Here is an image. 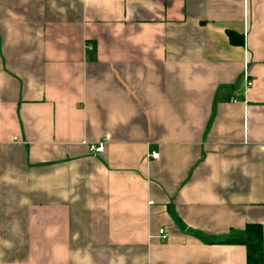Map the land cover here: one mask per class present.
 <instances>
[{
	"label": "crops",
	"instance_id": "0c3cea01",
	"mask_svg": "<svg viewBox=\"0 0 264 264\" xmlns=\"http://www.w3.org/2000/svg\"><path fill=\"white\" fill-rule=\"evenodd\" d=\"M250 222L264 0H0V264H247Z\"/></svg>",
	"mask_w": 264,
	"mask_h": 264
},
{
	"label": "trees",
	"instance_id": "16d2710c",
	"mask_svg": "<svg viewBox=\"0 0 264 264\" xmlns=\"http://www.w3.org/2000/svg\"><path fill=\"white\" fill-rule=\"evenodd\" d=\"M230 39L235 44H244V36L229 31ZM225 242L241 243L247 247V264H264V228L261 223L250 222L245 227L244 235L231 234Z\"/></svg>",
	"mask_w": 264,
	"mask_h": 264
},
{
	"label": "built area",
	"instance_id": "2783aa9c",
	"mask_svg": "<svg viewBox=\"0 0 264 264\" xmlns=\"http://www.w3.org/2000/svg\"><path fill=\"white\" fill-rule=\"evenodd\" d=\"M252 85H253V80H251V79L249 78V76H247V77H246V88H249V87H251ZM232 100L236 101V100H238V99L235 98V97H232ZM91 149L94 150V151H96V152H103L104 149H105V142H104V141H101V142H99V143L92 144V145H91ZM151 155H152L153 157H158V153H152ZM160 234H161V237H162L163 239H165V238L168 237V232H167L164 228L160 229Z\"/></svg>",
	"mask_w": 264,
	"mask_h": 264
}]
</instances>
